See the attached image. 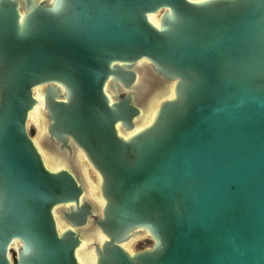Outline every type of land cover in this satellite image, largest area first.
Masks as SVG:
<instances>
[{
	"label": "water",
	"instance_id": "1",
	"mask_svg": "<svg viewBox=\"0 0 264 264\" xmlns=\"http://www.w3.org/2000/svg\"><path fill=\"white\" fill-rule=\"evenodd\" d=\"M81 230L94 264H264V0H0V264Z\"/></svg>",
	"mask_w": 264,
	"mask_h": 264
},
{
	"label": "bare ground",
	"instance_id": "2",
	"mask_svg": "<svg viewBox=\"0 0 264 264\" xmlns=\"http://www.w3.org/2000/svg\"><path fill=\"white\" fill-rule=\"evenodd\" d=\"M149 19L157 25L158 23V17L156 14H152V15H149ZM144 79H145V82L149 84V80H150V76L143 70L141 71ZM34 96L35 98L37 99V102L35 104V106L33 107V109L29 112L28 114V120H27V126H28V121L30 119H32V115L35 114V115H38V118L41 122V136L45 130V125H44V121H43V114L41 112V107H43V95H42V89L41 88H35L34 89ZM154 111L149 115L146 116V119H145V122L141 123L143 125H145L146 123H148L153 115ZM32 121H34V119H32ZM142 126V125H141ZM140 127V126H139ZM138 127V128H139ZM137 129V128H136ZM135 130L133 131H130V132H126L127 135L131 134L132 132H134ZM40 136V137H41ZM35 144L39 147V144H40V141H41V138L40 139H35L33 138ZM40 152L42 153V156L44 158V161L47 163V164H52V159L51 157L47 154V153H44L41 151V149H39ZM82 155V154H81ZM80 154L78 155V159H77V164L79 165V174L83 180V183L85 185V189H86V197L92 201V202H98L99 201V198L98 196H96V184L95 183H90L89 181H85L83 178H84V174H85V171L83 170H87V168L85 166H83L81 164V160L83 158V155L81 156ZM80 164L82 166H80ZM86 175V174H85ZM56 216V221H57V225H58V228L59 230H62L64 229L65 227H67V225L64 223V221L59 217V211H57V213L55 214ZM81 234L83 235L82 237V248L80 251L77 252V258L80 262V264H94L95 262V256L94 254L92 253V250H88V248H85V245L87 244V240L90 239V237L85 233L84 230H81ZM136 238V237H135ZM134 239V238H132ZM132 239H130L128 242H126L124 244L125 248H127L129 251H132V249H130V247L127 245ZM12 246L17 248L19 246V242L18 241H14L12 243ZM89 259V261H88Z\"/></svg>",
	"mask_w": 264,
	"mask_h": 264
},
{
	"label": "rangeland",
	"instance_id": "3",
	"mask_svg": "<svg viewBox=\"0 0 264 264\" xmlns=\"http://www.w3.org/2000/svg\"><path fill=\"white\" fill-rule=\"evenodd\" d=\"M31 117L32 119H34V121H32V119L28 121L29 133L32 135L33 138L40 139L41 138L40 137L41 127H42L41 122L38 118V115L33 114ZM83 171H85V174H86V175L84 174V178H83L84 180L86 179L85 181H89L90 183H92L93 181L91 180L90 176L92 177L94 181H96L95 174L92 169H90L89 171L88 170H83ZM127 245L130 247V249L137 250V249H141L143 247L151 245V239L149 237H144V236L137 237V238L132 239V241H130Z\"/></svg>",
	"mask_w": 264,
	"mask_h": 264
},
{
	"label": "flooded vegetation",
	"instance_id": "4",
	"mask_svg": "<svg viewBox=\"0 0 264 264\" xmlns=\"http://www.w3.org/2000/svg\"><path fill=\"white\" fill-rule=\"evenodd\" d=\"M84 176V175H83ZM132 241V240H131Z\"/></svg>",
	"mask_w": 264,
	"mask_h": 264
}]
</instances>
